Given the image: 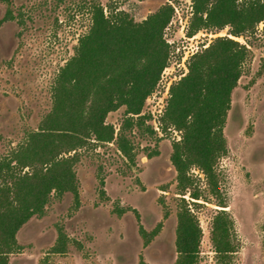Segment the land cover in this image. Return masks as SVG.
<instances>
[{"label": "rangeland", "instance_id": "1", "mask_svg": "<svg viewBox=\"0 0 264 264\" xmlns=\"http://www.w3.org/2000/svg\"><path fill=\"white\" fill-rule=\"evenodd\" d=\"M126 11L135 21L168 3L173 14L164 37L168 65L142 112L150 117L126 134L132 160L114 142L81 149L74 165L78 200L70 193L51 196L41 215H32L17 231L19 249L9 264H173L177 197L170 163L175 130L163 131L159 117L169 86L186 72L189 56L215 36L246 44L249 59L230 94L223 135L227 152L218 162L226 210L239 241L232 264H264V20L247 37L217 32L186 35L190 0H0V159L10 157L51 107L50 85L90 25V4ZM124 107L110 111L107 123L118 130ZM151 125L154 133L146 132ZM26 170V168H24ZM204 186L202 174L193 169ZM187 198V197H186ZM214 204L194 209L202 230L196 264H216L209 231ZM156 234L145 242L139 227ZM63 252H53L58 234Z\"/></svg>", "mask_w": 264, "mask_h": 264}, {"label": "trees", "instance_id": "2", "mask_svg": "<svg viewBox=\"0 0 264 264\" xmlns=\"http://www.w3.org/2000/svg\"><path fill=\"white\" fill-rule=\"evenodd\" d=\"M190 1L187 36L228 27L232 36L247 37L264 20V0ZM89 14L88 30L51 82L49 111L10 157L0 159V264H9V255L19 249L18 229L32 215H41L51 196L70 193L78 200L74 165L81 149L114 142L132 160L126 131L140 128L150 117L141 112L169 62L164 31L173 7L165 3L135 21L124 10L109 8L105 13L103 6L92 2ZM249 54L246 44L227 35L215 36L189 56L186 72L169 86L159 125L163 131L179 133L169 156L179 195L173 264L199 261L202 230L194 209L204 203L216 206L209 231L216 264H232L238 251L218 162L227 152L223 127L230 94ZM122 106L124 117L115 131L105 118ZM145 130L154 133L149 124ZM193 169L202 174L204 186ZM157 229L147 232L139 227V233L148 242ZM64 249L65 236L59 232L52 251Z\"/></svg>", "mask_w": 264, "mask_h": 264}]
</instances>
